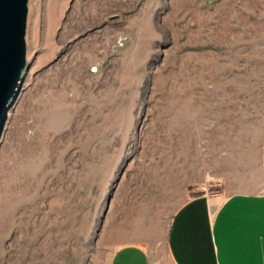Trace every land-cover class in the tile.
I'll use <instances>...</instances> for the list:
<instances>
[{
  "label": "rangeland",
  "instance_id": "rangeland-1",
  "mask_svg": "<svg viewBox=\"0 0 264 264\" xmlns=\"http://www.w3.org/2000/svg\"><path fill=\"white\" fill-rule=\"evenodd\" d=\"M28 10L0 134V264H106L126 243L170 264L176 209L220 188L224 152L247 150L264 114V0Z\"/></svg>",
  "mask_w": 264,
  "mask_h": 264
},
{
  "label": "crops",
  "instance_id": "crops-1",
  "mask_svg": "<svg viewBox=\"0 0 264 264\" xmlns=\"http://www.w3.org/2000/svg\"><path fill=\"white\" fill-rule=\"evenodd\" d=\"M253 128L247 150L224 152L220 188L176 209L168 233L170 264H264V114ZM106 264L154 259L146 247L126 243Z\"/></svg>",
  "mask_w": 264,
  "mask_h": 264
},
{
  "label": "water",
  "instance_id": "water-1",
  "mask_svg": "<svg viewBox=\"0 0 264 264\" xmlns=\"http://www.w3.org/2000/svg\"><path fill=\"white\" fill-rule=\"evenodd\" d=\"M28 3L29 0H0V134L30 65L26 43Z\"/></svg>",
  "mask_w": 264,
  "mask_h": 264
}]
</instances>
